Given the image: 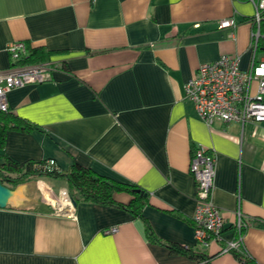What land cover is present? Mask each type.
<instances>
[{
	"label": "crops",
	"instance_id": "0c3cea01",
	"mask_svg": "<svg viewBox=\"0 0 264 264\" xmlns=\"http://www.w3.org/2000/svg\"><path fill=\"white\" fill-rule=\"evenodd\" d=\"M253 13L249 0H0V71L17 40L41 46L53 66L50 80L7 92L11 118L34 127L8 128L0 161L53 159L60 170L77 162L147 194L141 216L88 201L59 215L43 186L67 191L63 179L19 185L0 207V264H264V125H207L184 96L203 62L237 53L249 67ZM227 17L236 25L218 27ZM199 145L215 153L210 200L224 220L207 246L192 223L189 161ZM130 197L114 193L122 203ZM238 211L243 260L221 251L236 238Z\"/></svg>",
	"mask_w": 264,
	"mask_h": 264
},
{
	"label": "built area",
	"instance_id": "2783aa9c",
	"mask_svg": "<svg viewBox=\"0 0 264 264\" xmlns=\"http://www.w3.org/2000/svg\"><path fill=\"white\" fill-rule=\"evenodd\" d=\"M254 7L250 32L251 60L247 69L239 66L237 53L221 54L216 60L199 64L184 84V96L196 114L207 124L215 120L264 122V0H249ZM234 17L222 18L218 27H234ZM11 66L0 71V111H8L6 94L14 87L28 83H39L51 79L53 66L50 62L21 63L28 48L25 41L17 40L7 45ZM54 166L53 159L45 161ZM189 171L194 177L196 193L192 215L196 243L207 246L221 238L223 215L210 200L215 174V153L204 146L193 147L190 154ZM59 215H72L73 203L66 190L58 193ZM66 197V204L61 197ZM54 205V204H53ZM245 223L238 211L234 222L236 238L227 240L221 251L241 249ZM112 227L109 231H114ZM108 231V230H107Z\"/></svg>",
	"mask_w": 264,
	"mask_h": 264
},
{
	"label": "trees",
	"instance_id": "16d2710c",
	"mask_svg": "<svg viewBox=\"0 0 264 264\" xmlns=\"http://www.w3.org/2000/svg\"><path fill=\"white\" fill-rule=\"evenodd\" d=\"M28 56H24L23 62H42L47 54L41 46L31 47ZM9 111H0V147L3 145L5 131L8 128H19L21 130H30L34 126L20 117L11 118ZM49 177L61 178L66 182V189L69 197L75 203L79 201H88L94 203L109 204L119 206L133 215L141 216L142 207L147 202V194L138 187V185L122 180L113 179L98 174L89 167L83 166L77 162L65 169L60 170L55 166L48 167L45 162L26 160L23 162L14 161L9 157H4L0 161V181L2 184L14 189L20 183H24L32 178ZM126 192L131 195L127 203H122L114 199V193ZM146 233L152 240H156L150 225L145 224ZM171 246H175L171 244ZM236 256L242 259L243 251L241 249L233 250ZM191 257L204 259L202 253L191 252ZM246 261H248L246 259ZM204 264H208L204 262Z\"/></svg>",
	"mask_w": 264,
	"mask_h": 264
},
{
	"label": "water",
	"instance_id": "95a60500",
	"mask_svg": "<svg viewBox=\"0 0 264 264\" xmlns=\"http://www.w3.org/2000/svg\"><path fill=\"white\" fill-rule=\"evenodd\" d=\"M14 194V189L9 188L0 181V207H5L9 204L11 197ZM75 206V202L72 201Z\"/></svg>",
	"mask_w": 264,
	"mask_h": 264
},
{
	"label": "rangeland",
	"instance_id": "374dc122",
	"mask_svg": "<svg viewBox=\"0 0 264 264\" xmlns=\"http://www.w3.org/2000/svg\"><path fill=\"white\" fill-rule=\"evenodd\" d=\"M261 125H264V122H261ZM39 179H41V178H39ZM36 181V179L35 178H32V179H30V180H27L26 182H24V183H20L19 185H22V184H25V183H32V182H35ZM19 185H17V186H19ZM16 186V187H17ZM43 189L44 190H46V191H48L49 192V194L51 195L50 196V201L52 202V204H54L53 206H52V209L54 210V209H57L60 205H58V200H59V196H58V192L56 191L55 192V190H52L53 188H50V186L47 184V182H45L44 183V186H43ZM68 192V191H67ZM47 195V194H46ZM49 196V195H48ZM47 196V197H48ZM52 210V211H53Z\"/></svg>",
	"mask_w": 264,
	"mask_h": 264
},
{
	"label": "bare ground",
	"instance_id": "6f19581e",
	"mask_svg": "<svg viewBox=\"0 0 264 264\" xmlns=\"http://www.w3.org/2000/svg\"><path fill=\"white\" fill-rule=\"evenodd\" d=\"M61 200H62L63 203H66V202L64 201V197H63V196L61 197ZM65 200H66V198H65Z\"/></svg>",
	"mask_w": 264,
	"mask_h": 264
}]
</instances>
